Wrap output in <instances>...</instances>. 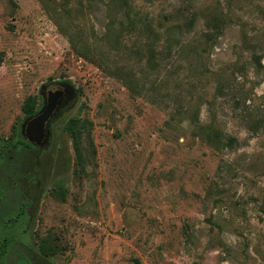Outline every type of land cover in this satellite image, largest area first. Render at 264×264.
I'll use <instances>...</instances> for the list:
<instances>
[{
  "label": "rangeland",
  "instance_id": "obj_1",
  "mask_svg": "<svg viewBox=\"0 0 264 264\" xmlns=\"http://www.w3.org/2000/svg\"><path fill=\"white\" fill-rule=\"evenodd\" d=\"M0 192L9 264H264V0H0Z\"/></svg>",
  "mask_w": 264,
  "mask_h": 264
},
{
  "label": "trees",
  "instance_id": "obj_2",
  "mask_svg": "<svg viewBox=\"0 0 264 264\" xmlns=\"http://www.w3.org/2000/svg\"><path fill=\"white\" fill-rule=\"evenodd\" d=\"M26 106L27 107L25 109V112L28 118L31 119L32 117L36 116L39 113L38 110H35L32 105L27 104ZM71 122H74V119L70 120V122L66 125L65 129L67 133L69 134V136L73 139V141L76 142L79 136V131L75 128V125L72 124ZM21 132H23V128L21 129ZM15 146L16 147L14 148V150H16V153H20L22 151H26L31 148V146L27 142H25L22 136H20L19 141ZM5 160L9 166V172H11L12 175L15 176L20 171L19 168L21 165H19V163L15 161V157L12 158L11 161L8 160V158ZM2 199L3 198L0 192V202H2ZM23 210H24V207L19 206L18 210L15 213H13L11 212V210H8L6 207H1L0 205V238H1L2 227L10 221L18 222V220L20 219L21 215L24 212ZM15 232L16 231H14L12 235L4 237L3 239L0 240V264H9V262L7 261L8 255L12 247H14V245H16L18 241L17 236H16L17 234H14ZM21 233L22 232L19 231L20 235ZM134 264H142V263L138 259H135Z\"/></svg>",
  "mask_w": 264,
  "mask_h": 264
},
{
  "label": "water",
  "instance_id": "obj_3",
  "mask_svg": "<svg viewBox=\"0 0 264 264\" xmlns=\"http://www.w3.org/2000/svg\"><path fill=\"white\" fill-rule=\"evenodd\" d=\"M67 91L53 87L47 93L45 107L41 113L29 119L25 126L27 140L31 144L41 145L47 137L50 121L60 107Z\"/></svg>",
  "mask_w": 264,
  "mask_h": 264
},
{
  "label": "flooded vegetation",
  "instance_id": "obj_4",
  "mask_svg": "<svg viewBox=\"0 0 264 264\" xmlns=\"http://www.w3.org/2000/svg\"><path fill=\"white\" fill-rule=\"evenodd\" d=\"M62 89V88H61ZM63 90H65V91H67V94H66V96H65V98L62 100V103H61V105L64 103V101L67 99V96L69 95V90L66 88V89H64L63 88ZM46 100H47V97H46ZM44 109V108H43ZM43 111V110H42ZM41 111V112H42ZM40 112V113H41ZM56 113H57V111H56ZM56 113H55V115H56ZM39 114V113H38ZM37 114V115H38ZM55 115L53 116V118L55 117ZM33 118V117H32ZM52 118V119H53ZM51 122V121H50ZM47 130H48V128H47ZM45 141V140H44ZM29 142V141H28ZM44 143V142H43ZM30 146H31V148H36V147H39V146H41V145H43V144H41V145H35V144H31L30 142L28 143Z\"/></svg>",
  "mask_w": 264,
  "mask_h": 264
}]
</instances>
